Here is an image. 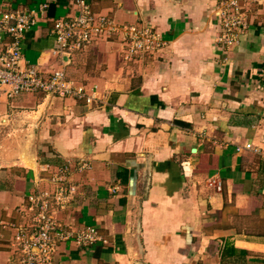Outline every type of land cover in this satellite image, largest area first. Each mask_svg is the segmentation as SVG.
<instances>
[{
  "label": "crops",
  "instance_id": "obj_1",
  "mask_svg": "<svg viewBox=\"0 0 264 264\" xmlns=\"http://www.w3.org/2000/svg\"><path fill=\"white\" fill-rule=\"evenodd\" d=\"M86 1L164 44L131 62L115 38L53 56V20L74 0H0L35 12L21 64L62 68L85 91L0 90V264H20L13 226L33 222L29 197L52 193L63 166L75 191L48 214L99 239L60 242L52 264H264V0H236L247 26L229 45L233 0Z\"/></svg>",
  "mask_w": 264,
  "mask_h": 264
},
{
  "label": "built area",
  "instance_id": "obj_2",
  "mask_svg": "<svg viewBox=\"0 0 264 264\" xmlns=\"http://www.w3.org/2000/svg\"><path fill=\"white\" fill-rule=\"evenodd\" d=\"M73 5L76 12L53 20V56L68 58L73 52L99 40L115 38L123 58L131 62L144 55H155L164 44L160 32L151 23L118 24L107 15L93 11L86 0H74ZM34 13L33 10H0V90L8 98L35 91L64 97L85 96L84 87L73 85L64 69H52L43 76L37 67L21 64L22 40L35 22ZM220 14L224 28L221 40L229 45L236 40L237 32L247 26L242 6L236 0L230 1ZM246 148H250V144ZM68 173L67 166L60 167L52 176V182L56 184L52 193L42 192L29 197L30 209H38L30 225L13 226L20 264H52L59 243L71 237L83 247L99 239L98 229L94 226H84L74 232L48 214L50 199L56 207L64 209L75 191L74 186L66 183Z\"/></svg>",
  "mask_w": 264,
  "mask_h": 264
},
{
  "label": "rangeland",
  "instance_id": "obj_3",
  "mask_svg": "<svg viewBox=\"0 0 264 264\" xmlns=\"http://www.w3.org/2000/svg\"><path fill=\"white\" fill-rule=\"evenodd\" d=\"M7 133H9L8 131H7ZM10 134V133H9ZM12 134L11 135H9V141H7V144L9 145V143H15L16 141H12Z\"/></svg>",
  "mask_w": 264,
  "mask_h": 264
}]
</instances>
